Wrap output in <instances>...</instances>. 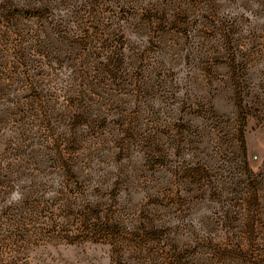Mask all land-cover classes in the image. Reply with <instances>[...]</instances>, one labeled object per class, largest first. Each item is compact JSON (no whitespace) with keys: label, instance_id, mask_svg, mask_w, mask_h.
<instances>
[{"label":"rangeland","instance_id":"1","mask_svg":"<svg viewBox=\"0 0 264 264\" xmlns=\"http://www.w3.org/2000/svg\"><path fill=\"white\" fill-rule=\"evenodd\" d=\"M0 264H264V0H0Z\"/></svg>","mask_w":264,"mask_h":264}]
</instances>
